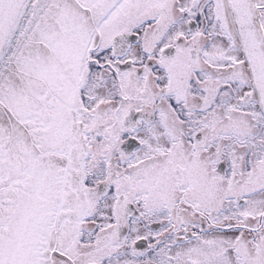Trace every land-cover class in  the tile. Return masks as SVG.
<instances>
[{
    "label": "snow or ice",
    "instance_id": "snow-or-ice-1",
    "mask_svg": "<svg viewBox=\"0 0 264 264\" xmlns=\"http://www.w3.org/2000/svg\"><path fill=\"white\" fill-rule=\"evenodd\" d=\"M0 264H264V0H0Z\"/></svg>",
    "mask_w": 264,
    "mask_h": 264
}]
</instances>
